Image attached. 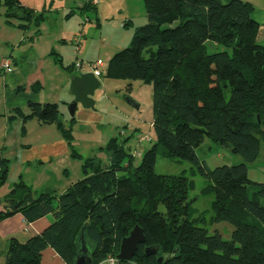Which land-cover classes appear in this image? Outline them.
I'll use <instances>...</instances> for the list:
<instances>
[{"label":"trees","instance_id":"obj_1","mask_svg":"<svg viewBox=\"0 0 264 264\" xmlns=\"http://www.w3.org/2000/svg\"><path fill=\"white\" fill-rule=\"evenodd\" d=\"M4 6L7 22L17 20L22 29L46 19L18 0ZM144 8L147 23L134 29L130 45L111 58L102 78L127 80L129 88L136 81L152 86V147L136 165L133 136H118L101 148L108 162L84 158L74 148L75 118L66 125L58 104L31 101L28 112L17 108L9 119L23 120L24 135L29 120L57 126L72 158L82 162L83 177L61 195L37 196L19 178L0 222L22 214L28 224L47 216L52 223L24 242L11 238L4 264H42L48 248L76 264L82 234L92 248L91 264H102L117 257L136 226L145 242L132 263L121 264H159L171 255L164 264H264V183L252 182L248 169L264 143V45L255 7L244 0H144ZM81 9L97 14L92 1L84 0ZM206 139L230 148L243 163L211 169L197 152ZM160 147L207 178L202 193L215 195L209 223H230V240L196 225L205 223L204 215L191 218L192 180L155 172ZM9 172L10 161L0 157V190Z\"/></svg>","mask_w":264,"mask_h":264},{"label":"crops","instance_id":"obj_2","mask_svg":"<svg viewBox=\"0 0 264 264\" xmlns=\"http://www.w3.org/2000/svg\"><path fill=\"white\" fill-rule=\"evenodd\" d=\"M18 1L22 6L35 12H45L46 19L38 27L31 23L25 29L19 28V21L7 22L5 0H0V9H3L2 14L5 17L3 21H0V46L3 47L4 44L8 46V48L0 49V157L10 161L8 181L0 190V212L4 209V202L10 196L14 184L20 177L24 180L25 171L29 172L33 169L34 161H39L42 168L39 175L45 179L43 185H46L51 181L50 169L47 165L53 168L58 166V163L60 165L70 157L72 158L71 148L56 125V134H53L47 129V125L34 119L29 120L25 123L26 134L24 135L23 120L9 119L17 108L28 112V103L31 101L58 104L66 125L75 118L74 141L77 130L86 134V137L94 135L100 140L110 136L106 143H101L99 148L104 147L110 139L118 137L124 131L126 137L142 136L145 129L148 132L151 130L149 125L153 122V116L150 122L142 118L144 110L140 99L133 100L138 108L131 106L129 102L125 105L116 104L118 98L115 94L111 95L109 103H102L106 96L105 90L109 89L110 94L114 92L106 85L113 86L116 81H119L109 78L101 79L102 85L95 95L96 103L93 108L85 109L79 105L74 117L67 118L70 104L74 100L70 89L71 81L80 74L73 67L77 60L76 38L83 35L81 52L84 61L102 60L108 68L111 58L131 43L134 29L147 23L146 12L142 14L141 9L140 12H135L132 7V1L136 0H98L97 14L86 11V19L83 22L73 21V18L75 8L81 9L84 0L78 1L75 8L69 7V0ZM137 1L144 7V0ZM57 16L62 17L60 24L56 22ZM141 16L142 21L139 23ZM254 19L260 24L259 41L264 38L261 36L263 26L256 18ZM54 20L56 23L53 26H59L54 33H50L48 25ZM91 34L93 38L88 40L87 36ZM47 36L50 37L47 38ZM5 58L11 60V72H6L2 68V60ZM135 83L132 82V85ZM36 84L40 86L38 91L34 89ZM107 117L114 118L113 121L108 120V132L104 134L106 131L104 121ZM115 120H122L123 127L114 128ZM82 123L86 126L81 129L79 124ZM126 126L128 128L124 129ZM38 129L39 132L36 133L35 130ZM65 175H69L67 170ZM80 179H68L61 187L48 190L61 195L71 184ZM51 223L49 216L30 224L26 222L22 214L7 218L0 222V246L13 237L24 242L31 236L43 232ZM42 264L66 263L52 248H48L43 253Z\"/></svg>","mask_w":264,"mask_h":264},{"label":"rangeland","instance_id":"obj_3","mask_svg":"<svg viewBox=\"0 0 264 264\" xmlns=\"http://www.w3.org/2000/svg\"><path fill=\"white\" fill-rule=\"evenodd\" d=\"M80 0H69V7L75 8L77 7V3ZM143 1V0H142ZM250 1L255 7V13L253 14V17L256 18L261 25L262 28V35L264 36V0H245ZM225 2V0H223ZM144 3V2H143ZM132 7L135 12H140L145 14L144 7L140 6L138 1H132ZM3 9H0V21L4 20L3 16ZM86 12H84L80 8H75V16L73 18V21L79 20L80 22H83L84 19H86ZM143 16V15H142ZM142 16L139 18V23H141ZM55 18V17H54ZM146 21V20H145ZM148 21V20H147ZM56 22L60 24L62 22V17L57 16ZM55 20L52 22V24H49L48 31L50 33H54L57 30L56 26L54 27V23H56ZM71 22V21H70ZM73 24V22H71ZM32 29H35L32 27ZM50 36H47L49 38ZM93 38L92 34L87 36L88 40H91ZM259 43L264 45V38L259 39ZM130 45V44H129ZM128 45V46H129ZM127 46V47H128ZM1 48H8L5 44ZM125 49V48H124ZM1 51V50H0ZM210 51H215L213 47L210 48ZM146 57L149 56L148 53H145ZM113 82V81H112ZM130 82L127 80H119L114 83L113 86H108V88H111L114 90V92L109 93V89L105 90L106 96L103 98L102 103H109L110 97L112 94H115L118 98V101L116 104L118 105H125L128 103V99L137 100L140 99L142 104V109L144 110V113L142 115V118L151 121L152 119V102H153V92H152V86L147 85L143 83L142 81H136L134 85H131L129 88L128 84ZM115 87V88H114ZM227 97L229 98V94L227 93ZM72 117L70 114V109L68 110L67 118ZM114 117H107L104 121L106 131L108 129V120L113 121ZM63 119V116H62ZM36 120V119H34ZM47 125V124H44ZM81 129L86 126V124L82 123ZM114 128H121L123 127V121L122 120H115ZM47 129L52 131V133L56 134V127L55 125H47ZM150 129L149 132L145 129L143 131L142 136L146 137L147 135H150L149 141L143 142L145 147L142 146V143H139L138 137L134 136L130 141L131 151L136 155V165L140 163L141 161V155L150 149L152 147L154 138V133L152 130L153 122L149 125ZM52 128V129H50ZM36 133L39 132L38 130H35ZM124 133V135H123ZM123 133H120V137L125 136V131ZM58 134V133H57ZM60 135V134H59ZM110 136H105L103 140H100L96 138V136L92 135V137H89L84 133L79 132L78 130L75 133V141H74V148L77 152L83 155L84 158L94 157L97 159H101L104 162H108L107 153L106 151L101 150L100 145L101 143H106V141L109 139ZM63 138V137H62ZM64 139V138H63ZM43 143V142H42ZM198 155L200 159L207 163V165L211 169H215L216 167L222 166V165H238L243 163V159L235 155L232 150L228 147L221 146L218 143H215L209 139H206L204 144L198 148L197 150ZM48 169H50V177L51 181L47 183L46 185H43L45 182V179H42V176L39 175L40 172V163L39 161L33 162V169L31 171H25L24 180L27 184H29L35 193V195H39L42 191L46 192L49 191V188H57L61 187L63 184L67 182L68 179L75 180L80 179L83 176L82 173V162L77 159L69 158L68 160L64 161L62 164L58 163V166L49 167V164L47 165ZM44 169V168H43ZM249 169V178L252 182L255 183H264V143L262 142V150L260 157L258 160L254 163L248 164ZM42 170V168H41ZM65 170L69 172V175H65ZM155 172L157 174L161 175H183L190 180H192L195 184V188L190 191L189 194V200H193V203L191 205V218H199L200 216H205V223L198 222L196 225L207 228L210 230V233H214L215 231H219L223 238L225 240H230L231 232L233 231V226L228 222H221V223H215L214 225H211L209 223L210 218L214 215V212L212 210V203L215 200L214 194H204L202 193V189L208 184L207 178L201 175L199 171H197L193 165L186 160H181L178 158H170L164 156V149L160 147L158 151L157 156V162L155 166ZM44 177V175H43ZM9 246V242H5L4 245H1L0 247V264L5 263V256L7 253V249Z\"/></svg>","mask_w":264,"mask_h":264},{"label":"water","instance_id":"obj_4","mask_svg":"<svg viewBox=\"0 0 264 264\" xmlns=\"http://www.w3.org/2000/svg\"><path fill=\"white\" fill-rule=\"evenodd\" d=\"M102 83L93 73H84L75 76L71 81V92L74 95V100L70 104V114L74 117L79 105H82L85 109H91L95 106V95L100 89ZM131 106L138 108V105L132 100L128 99ZM79 256L76 260V264H91V251L84 234L81 235L79 241ZM145 242V236L143 229L140 226H136L130 233V235L124 238L121 242L120 252L117 258L121 262L132 263V260L138 250V246ZM152 248H147L146 252L150 253ZM171 256H163L158 259L159 264H164Z\"/></svg>","mask_w":264,"mask_h":264},{"label":"built area","instance_id":"obj_5","mask_svg":"<svg viewBox=\"0 0 264 264\" xmlns=\"http://www.w3.org/2000/svg\"><path fill=\"white\" fill-rule=\"evenodd\" d=\"M86 1L87 2L92 1L94 4L98 3V0H86ZM82 37H83V35L81 34L76 38L77 60L74 63L73 67L76 71L80 72V74L93 73L97 78L101 79L106 74V71H107L106 65L102 60H96L93 62H88V61H84L82 59V52H81ZM2 68L6 72L12 71V63H11L10 58H5L2 60ZM123 135H124V133H123ZM149 136L150 135H147L146 137L139 136L138 137L139 143H142V146H143L144 145L143 142H145L147 140L149 141V139L151 137V136L150 137ZM102 264H121V261L116 256H110Z\"/></svg>","mask_w":264,"mask_h":264}]
</instances>
